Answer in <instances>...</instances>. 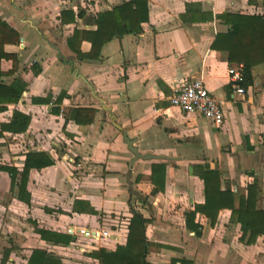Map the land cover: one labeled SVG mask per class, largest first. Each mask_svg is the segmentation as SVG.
<instances>
[{
  "label": "crops",
  "instance_id": "crops-1",
  "mask_svg": "<svg viewBox=\"0 0 264 264\" xmlns=\"http://www.w3.org/2000/svg\"><path fill=\"white\" fill-rule=\"evenodd\" d=\"M122 1L0 0V20L17 32L4 43V50L17 56L16 68L3 79L26 84L19 101L0 111V123L13 110L30 119L24 132L2 133L0 157L14 162L0 164L20 168L29 150L53 159L50 166L30 170L29 204L16 197L8 174L0 170V214L11 217L0 232L28 237L20 225L31 224L36 245L18 240L28 252L20 264H29L34 248H45L61 264H100L90 252L124 244L129 219L139 213L147 220L150 264H264V232L246 243L230 209H218L213 220L196 211L205 201L198 173L206 166L219 172L220 190L234 193L236 204L256 181V206L264 210V71L254 66L252 84L239 94L230 81L227 53L211 48L216 33L226 29L217 14L264 13L260 0H147L148 21L140 32L104 43L97 59H79L67 38L75 28L94 30L93 17ZM67 10L74 21H62ZM80 48L86 52L90 43L82 41ZM0 68L10 70L12 62L3 59ZM195 78L221 102V124L171 104L173 88ZM77 107L95 110L92 123L68 117ZM123 131L140 153L168 159L130 165L133 154ZM153 162L165 164L164 188L155 193ZM191 212L196 231L187 226ZM35 228L66 234L69 228L103 229L109 237L95 241L70 234L69 244H52ZM16 250L3 247L0 264H19L12 255Z\"/></svg>",
  "mask_w": 264,
  "mask_h": 264
},
{
  "label": "trees",
  "instance_id": "trees-1",
  "mask_svg": "<svg viewBox=\"0 0 264 264\" xmlns=\"http://www.w3.org/2000/svg\"><path fill=\"white\" fill-rule=\"evenodd\" d=\"M254 1V0H250ZM264 9V0H260ZM82 13H78L81 16ZM216 19L226 26L224 31L217 32L211 48L227 53L230 68L239 67L242 79L239 85L246 88L253 82L252 69L260 65L264 71V13L222 12ZM62 21H74L71 10L62 12ZM148 21L147 0H125L110 9L98 12L92 19L94 30L75 28L72 35L67 38L68 47L79 59H97L102 45L114 37L140 32L141 25ZM17 35L15 29L5 21L0 20V63L1 60H10L12 68L3 71L0 68V111L7 104L17 103L26 89V84L19 78H14L6 84L4 77L14 73L17 56L4 50L6 37ZM82 41L90 43L88 51L81 50ZM34 101H46L37 99ZM58 102L60 99L57 100ZM95 110L93 108H72L69 116L77 124H90L93 121ZM29 116L18 110H13L7 122L0 123V136L3 132L12 134L24 132L29 124ZM53 164V159L45 151L29 150L24 154L20 168L14 164H0V170L5 171L10 179L12 191L16 197L29 204L30 193L26 186L31 169H42ZM204 185L205 201L196 206V211H201L211 220L214 219L218 209L231 210L232 219L240 224L246 243H251L257 235L264 232V210L256 206L257 183L252 182L247 186V193L237 196L228 188L220 190V174L208 166L201 167L198 173ZM165 181V164L153 162L151 164V182L154 185L153 193L162 191ZM194 212L187 218V226L196 231L197 225L193 222ZM147 222L139 213H133L127 225V237L124 244H117L113 250L100 247L90 252L98 259L100 264H150L146 261L148 241L144 237V223ZM40 239L52 244H69L74 240L70 234L59 233L44 228H35ZM29 264H61L60 259L45 248H34L27 259Z\"/></svg>",
  "mask_w": 264,
  "mask_h": 264
},
{
  "label": "built area",
  "instance_id": "built-area-1",
  "mask_svg": "<svg viewBox=\"0 0 264 264\" xmlns=\"http://www.w3.org/2000/svg\"><path fill=\"white\" fill-rule=\"evenodd\" d=\"M228 72L235 91L243 94L245 88L238 83L243 77L239 67L230 68ZM170 102L185 113L205 117L215 124L223 122L224 110L221 102L208 91L200 78L186 79L174 87ZM67 231L95 241L109 237V232L103 229L69 228Z\"/></svg>",
  "mask_w": 264,
  "mask_h": 264
},
{
  "label": "rangeland",
  "instance_id": "rangeland-1",
  "mask_svg": "<svg viewBox=\"0 0 264 264\" xmlns=\"http://www.w3.org/2000/svg\"><path fill=\"white\" fill-rule=\"evenodd\" d=\"M9 143H13L15 140H12V139H8ZM2 157H0V163L4 162V163H12L14 162L13 160H11L9 158V156L5 155V160H2L1 159ZM2 213L0 214V229H1V225L5 224L6 222H9V225L11 223V217L8 213H5L4 211H1ZM8 216V217H7ZM7 217V218H6ZM10 217V218H9ZM27 221V220H26ZM5 222V223H4ZM16 222V221H15ZM20 228H22L23 230H26L27 231V235L28 237H25L24 235H21L20 237H17V233L16 232H7V230L4 232V233H1L0 232V250L3 249V247L7 246V245H11L12 247H16V252L14 254H12L16 259V262L18 260V263L20 264L22 262V257L26 256L28 254V252L25 250V251H22V249L24 248H20L18 247L17 244H19V241L21 239V237H23L25 239V241H28V246H32V245H36V243L33 241V237L32 235L30 234L31 232V229L32 226L31 224H28V221L27 223L24 222L23 224L20 225ZM9 239V241H8ZM19 240V241H18ZM14 244V245H13ZM16 244V245H15ZM27 245H25L26 247ZM28 246L25 248V249H28ZM23 257V258H24ZM24 262V261H23Z\"/></svg>",
  "mask_w": 264,
  "mask_h": 264
},
{
  "label": "water",
  "instance_id": "water-1",
  "mask_svg": "<svg viewBox=\"0 0 264 264\" xmlns=\"http://www.w3.org/2000/svg\"><path fill=\"white\" fill-rule=\"evenodd\" d=\"M123 138H124V141H125V143L127 145V148L133 154V157L130 160V165H133V163L136 160H138V159H142V160L168 159L167 157L157 156V155H153V154H150V153H147V152L146 153H140L138 151L137 147L136 146H133V143L135 142V140L128 138V136L126 135V132L125 131H123ZM129 185L131 186V183H129ZM130 191L132 193H135L141 200H144L137 191L132 190V188H130Z\"/></svg>",
  "mask_w": 264,
  "mask_h": 264
}]
</instances>
